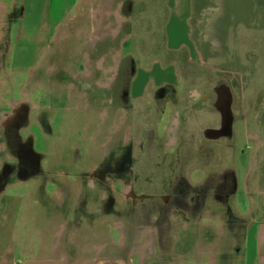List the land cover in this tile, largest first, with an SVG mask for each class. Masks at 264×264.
<instances>
[{"label":"rangeland","instance_id":"374dc122","mask_svg":"<svg viewBox=\"0 0 264 264\" xmlns=\"http://www.w3.org/2000/svg\"><path fill=\"white\" fill-rule=\"evenodd\" d=\"M120 2L126 19L119 37L109 31L111 28L106 29L107 13H98L103 18L102 25L93 14L94 10L100 12L107 0H77L68 7L62 20L64 31L57 39L54 34L24 93L20 91L26 76L17 75L12 95L18 100L10 117L0 123V264H204L196 261L203 259L213 264H259V250L257 254L252 251L255 242H251L247 231L254 215H249L247 206L253 204L241 191L242 209L236 208V212L244 223V234L240 242L229 243L227 248L234 245L233 252H221L228 236L225 231L220 232L226 224L217 209L205 210L199 219L200 230L208 229L210 234H199L192 224V253L171 256L169 262L165 256H154V248L146 250L142 257L137 253L130 255L128 243L122 246L121 238L124 232L134 229L141 234L148 228L162 227L177 205L162 201L161 195L167 198L174 193L172 198L177 203L188 198L184 190L170 189V180L176 183L180 177L161 173L168 172L174 164L173 152L186 120L189 127L200 124L202 115L210 110L211 102L205 103L207 99L213 95L215 102L219 101L216 90L229 89V101L233 94L234 106L240 107L242 120L251 122L249 127L264 124V1L113 0L109 6L116 9ZM112 18L116 24L114 12ZM86 32L98 38H88L87 44L90 34ZM104 57L106 61L102 60ZM117 58L123 59L119 75ZM122 78L125 85L138 79L139 84L131 87L143 98L132 100L128 95L127 103L121 100L116 92L120 87L117 81ZM172 90L174 97L168 95ZM180 91H184L183 100L176 95ZM27 93L33 102L25 101ZM77 94L81 95L82 109L90 102L96 107L95 111L92 107V112H96L98 119L106 118L98 125V131H102L96 143L83 139L82 122L65 109ZM203 104V109L189 106ZM124 106L129 108L127 113L120 112ZM153 106L166 109L159 121L151 116ZM224 113L226 123H230L224 130L227 134L206 124L199 133L201 138L196 135L183 142L180 155L192 154L190 163L195 165H201V155L208 153L210 158L211 153L216 157V144H198L205 143L207 138L217 142L232 134L234 118L230 107H225ZM249 127L240 132L241 174L245 173L250 155H258L251 153L254 145L245 144ZM74 131L67 139L68 133ZM258 132L263 136V131ZM255 135L251 132L250 139ZM140 149L146 150L147 155ZM94 150L98 155L89 156ZM73 154L75 160L79 158L74 165ZM156 167L160 168L152 177L154 182L135 189L136 178L129 177L128 172L142 168L151 171ZM85 168H92L93 172L97 169L101 179L104 177L99 172H110L116 191L98 188L96 198L89 195L87 186H82L80 193L70 192L66 181H75L74 174ZM60 171L65 174H56ZM254 175L255 171L252 178ZM159 180L158 185L154 184ZM231 196L223 191L215 195L219 201ZM212 200L210 195L208 202ZM175 217L184 222V215ZM260 218H264V210ZM59 232L55 253L53 242ZM155 239L156 236V245ZM145 245L151 242L146 241ZM202 253L207 257L202 258ZM41 260L44 262L38 263Z\"/></svg>","mask_w":264,"mask_h":264},{"label":"crops","instance_id":"0c3cea01","mask_svg":"<svg viewBox=\"0 0 264 264\" xmlns=\"http://www.w3.org/2000/svg\"><path fill=\"white\" fill-rule=\"evenodd\" d=\"M76 2L77 0H0V67H3V72L0 73V123L6 121V118L10 117L14 105L18 100L12 95L16 84L15 81L18 79L17 75L26 76L25 79L23 78L24 82L21 85L20 91L24 93L25 91L23 90L28 88V81L33 70L43 58L44 51L53 39L54 34H57L55 36L57 39L59 38L58 34L64 31L62 20L68 7ZM91 30L93 31L94 29ZM87 33L88 32H86V34ZM91 35L95 34H90V36L88 35L89 37L87 36V44L88 38H91ZM117 59L119 63L121 58ZM138 84V79H134L133 82L129 83V95L132 100H137L142 97L140 93L135 94L131 87V85L137 86ZM216 91L218 93L219 101L215 102L213 95L212 98L209 97L207 99L205 103L211 102L210 110L202 115L203 119L200 124H195L193 127H189L188 121L186 120V125L183 126L182 134L179 133L180 142H177V147L173 152L174 164L170 167L168 172L161 174V176H173L174 178L180 177V181L176 183L175 180H172L173 183H171L170 180V184H172L171 187L178 191L184 190L188 198H186L185 201H179V203L175 200L174 203H176L177 206H173V211L170 213L168 220L162 222V227L160 229L152 227V229H157V233L152 235L153 243L151 245H145L144 247L146 241H149L150 239H147L148 236H146L147 229L141 234H138L135 229L129 232L127 231L126 233L124 232V236L121 238L122 246L128 243L130 255H135V253H137L142 257L144 252L149 248H154L157 252V254L154 253V256H165L166 260H168L167 262L170 261L169 257L171 256L174 257L183 254L190 255L193 249L191 238L193 233L191 232V225L193 224L197 227V232L199 234H210L211 231L208 229L205 230L204 228L203 231H201L198 227L200 217L205 210L210 209H217L216 213H219L226 224L225 229L223 227L220 230V232L222 230V232L225 231V234L228 236L225 239L226 243L224 244V247L221 246V252H233L234 245L227 248L229 243L235 244L236 241L240 242L241 236L244 234V223H242L241 217L238 219L236 212V208L242 209L241 191L249 198V202L253 204V207L247 206V211H249V214L253 211L255 212L249 224L250 229L246 228L247 231L249 230V234L252 238L251 242H255L252 251L257 254V251L259 250V264H264V251L261 250L264 247V218H260L264 210V124L261 126L257 125L255 127H249L251 122L242 120L243 116L240 107L238 105L234 106L233 94L232 100L229 101L228 97H231L229 89L225 90V88H223ZM183 92L184 91H180L176 93V95L182 97V100L184 96V94H182ZM29 95L30 94L27 93L25 101L27 102L30 100L33 102L32 96ZM168 95L174 97L175 91H170ZM57 96H60L61 98L65 97L63 94H57ZM71 99L73 102L70 100V103L65 109L68 110L73 108V110L79 112L76 119L78 122L81 121L84 127H87L93 121L95 122L96 127H98V125L100 126V123L106 121V118L100 117L98 119L97 115L91 113L90 116L89 114L88 116L80 115L81 110L84 109L80 107V100L77 99V97H72ZM185 104L187 103L185 102ZM204 104L199 107L189 106L194 109H203ZM34 105L38 106L35 102ZM177 107V104H175L174 108ZM225 107L226 109L227 107H230L234 118L232 121V134L222 137V139L220 141L217 140V142L211 141L209 138L205 139L206 141H203L205 143H200L198 145L204 146L205 144H216V147H218L217 156L215 157L214 154L210 153L211 156L209 158V154L207 153L208 155H201V165L190 163L192 154L186 153L183 156L180 155L183 142H188L196 135L198 138H201L199 133L201 132V128L206 124H209L214 128H229L230 123H226L224 116ZM150 109L152 118L157 121L161 120L163 114L166 112V109H163L162 106H153ZM139 118L140 117L138 116V119ZM142 119L143 121L146 120L145 116L142 117ZM248 127V135L245 139V144L254 145L251 153L255 151L258 155L253 157L250 155L245 173L241 174L240 152L242 149L240 132ZM170 128L171 125L168 128V133L170 132ZM259 130L263 131V136L260 135L258 132ZM251 132L256 135L252 136L250 139L249 136ZM157 134H159L158 130ZM158 143L160 147V139ZM135 149H137V147ZM135 149H131V160L135 158L133 156ZM196 149H198L197 146ZM200 149L202 150L203 148ZM140 150L143 152V155H147L146 150ZM225 157L226 162L224 163ZM159 158L160 155L155 161ZM140 160L150 161L148 158H140ZM225 164L227 166L226 168H224ZM193 166L195 168H193ZM254 171L255 175L252 178V173ZM154 172V169L143 172L142 175L148 180V184L154 182L152 178ZM159 182L160 180L154 184L158 185ZM220 191L231 193V198L222 201L217 200L215 195ZM237 192L239 193L237 194ZM252 193L255 194V196L251 195ZM210 195L213 199L212 202H208ZM181 203L184 204L182 205ZM218 210L221 212H218ZM179 214L184 215V222L175 217ZM218 225L219 223L217 222L216 229H218ZM220 232L218 231L219 234ZM154 236H156L157 239L156 245L154 244ZM250 236L248 241H250ZM45 239L46 238L43 240ZM253 246L251 243V247ZM203 257H207V255L202 253V258ZM196 261L198 263L213 264L210 260L205 259Z\"/></svg>","mask_w":264,"mask_h":264},{"label":"flooded vegetation","instance_id":"af4514ba","mask_svg":"<svg viewBox=\"0 0 264 264\" xmlns=\"http://www.w3.org/2000/svg\"><path fill=\"white\" fill-rule=\"evenodd\" d=\"M264 1V0H263ZM264 4V3H263ZM130 9H131V5H129V9L127 10V12H129L130 11ZM124 46V45H123ZM100 49H101V47H100ZM99 49V50H100ZM102 50V49H101ZM101 54H107V53H101ZM126 59V58H125ZM103 61H106V57H104L103 59H102ZM123 59L121 58V60H120V62H119V64H118V73H117V75H119V72H120V64L123 62L122 61ZM128 61V60H127ZM129 62V61H128ZM135 67H133L132 68V72H133V74L132 75H134L135 74ZM121 76H123L122 74H120ZM117 79V78H116ZM120 80H122V81H117L118 82V84H119V90L116 92V94H119V98L121 99V100H124L125 101V103H127L128 101H129V97H128V95H129V92H130V90H129V83L128 84H126L125 85V83L123 82V78L122 79H120ZM126 88H127V91H126ZM103 95L104 96H106V91L105 90H103ZM77 99H79L80 100V103H81V96L79 95V94H77ZM79 96H80V98H79ZM60 97V96H59ZM141 98H143V97H140V99ZM86 100H88V96L86 95ZM78 101V100H77ZM78 103V102H77ZM79 103V104H80ZM81 107V106H80ZM88 107V108H87ZM94 108V110H93V108ZM95 106H92L91 105V103L89 102V106H86L83 110H81V112H80V115H84V116H88V114H89V116H90V113L91 114H93V115H95V113L96 112H92V110L93 111H95ZM129 108L127 107V106H124L123 107V109L120 111V112H122V113H127V111H129L128 110ZM67 111H71V112H73V114H74V117H77L78 115H79V112H76L75 110H73V108H71V109H68ZM66 117H68V113L66 112ZM232 121H233V119H232ZM84 124V123H83ZM63 126V125H62ZM62 128V127H61ZM98 127H96V125H95V122L93 121L90 125H88L87 127H84L83 126V133H82V136H83V139L84 140H87L89 143H91V140H94V143H96V139H97V135H99V136H101V134H100V132L102 131L101 129H99V131H98V129H97ZM224 130H226V128H222V131H223V135L227 132L228 133V131H224ZM77 132V131H76ZM226 133V134H227ZM72 134H75V131L74 132H72V133H68V135H67V139H70V137L72 136ZM93 135V136H92ZM72 147H73V149H75V144H73L72 145ZM96 150H97V148H96ZM90 151H91V149H90ZM93 153L94 154H91V152L89 153V156H97L98 155V152L96 151L95 152V150L93 151ZM79 160V158L77 159V160H75V154H73L72 155V159H71V161H72V164L74 165L77 161ZM94 160H96V159H94ZM86 164V163H85ZM91 164V163H90ZM144 168V167H143ZM138 169V170H134V169H132L131 171H129L128 172V176L129 177H135L136 178V183H135V189L137 188V187H139L140 189H142L143 188V186H145L146 184H148V180H146V179H142V178H144V176L142 175L143 174V172H147V169ZM160 167H156L154 170H155V172H154V174L156 173V171L159 169ZM93 170L94 169H92V168H89V169H87L86 170V168L79 174V172L77 173V174H74V177H76V180L75 181H72V182H67L66 181V188L67 189H69V191L70 192H75V191H77L78 193H80V189L82 188V186H84L85 188H86V186H87V189H89L90 190V192H89V195L91 196V194L96 198L97 197V192H98V188L99 189H106V190H108V191H113V192H115L116 191V189H114V187H113V184L114 183H116V181H113V179L112 180H110V178H112V175L111 174H109L110 172H108V171H106L105 172V170H104V172L102 171L101 173L99 172V175L100 176H102V177H104V179H101V178H98L97 177V173H96V170L93 172ZM124 171V170H123ZM126 171V170H125ZM56 174H59V175H64L65 174V172L64 171H60V172H58V173H56ZM162 174V173H161ZM66 175H67V173H66ZM93 175H94V179L92 178L93 177ZM106 177H109V179H108V181H104V180H106ZM89 181V183L91 184V181H93V183H92V185H90L89 183L88 184H84V182H88ZM63 179H61L60 180V183L62 184L63 183ZM91 186V187H90ZM172 187L170 186V189H171ZM146 191V190H145ZM140 192H141V190H140ZM112 193V192H111ZM142 193V196L144 197L145 196V193L142 191L141 192ZM153 195H155V194H153ZM168 195V194H167ZM174 195V193H171L167 198H165L164 196H162L161 195V200L162 201H164V202H166L167 204H173L174 203V200H173V198H172V196ZM251 195H253V196H255V194H251ZM157 196V195H156ZM110 197H111V195H110ZM142 197V198H143ZM141 198V199H142ZM125 199H126V197H125ZM254 202V201H253ZM253 214H255V212L253 211L252 212ZM252 213H250L249 215L250 216H252ZM263 215V214H262ZM251 219H252V217H251ZM149 229V228H148ZM146 230L147 231V235L146 236H148L147 237V239H149V242H151V244L153 243V237H152V235H154V233H157V229H152V227H151V232H153L152 233V235H150L149 233V231L150 230Z\"/></svg>","mask_w":264,"mask_h":264},{"label":"bare ground","instance_id":"6f19581e","mask_svg":"<svg viewBox=\"0 0 264 264\" xmlns=\"http://www.w3.org/2000/svg\"><path fill=\"white\" fill-rule=\"evenodd\" d=\"M113 4V0H107V4H105V6L104 7H100V9H99V11L100 12H98V11H96V10H94V16H95V18H96V20H97V22L98 21H100V24L102 25L103 24V18L101 19L99 16V14L101 13V12H105V13H107V15H109V16H107V21H106V24H107V28L106 29H108V28H111V30H109V31H111V32H114V34H116L118 37H119V35H120V31H121V27L124 25V22H125V19H126V17L124 16V14L122 13V11H121V9H120V7H121V2H120V4H119V7L118 8H116V9H114L112 6H109V5H112ZM124 9V5H123V8H122V10ZM113 12L115 13V16H116V24H113V21H114V19L112 18V14H113ZM99 13V14H98ZM106 15V14H105ZM100 27V26H99ZM105 29V28H104ZM99 30L101 31L102 29H100L99 28ZM91 38H93V40L95 39H97L98 38V36L97 35H91ZM61 235V232H59V233H57V235H56V237H57V240H55L53 243V245H54V252L56 253V250H57V248H59V245H58V243H59V241H60V238H59V236ZM44 250V249H43ZM42 258V257H41ZM40 258V259H41ZM44 261H39L38 263H43Z\"/></svg>","mask_w":264,"mask_h":264}]
</instances>
